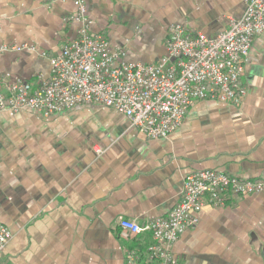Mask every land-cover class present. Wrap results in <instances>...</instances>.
I'll use <instances>...</instances> for the list:
<instances>
[{
    "label": "crops",
    "instance_id": "crops-1",
    "mask_svg": "<svg viewBox=\"0 0 264 264\" xmlns=\"http://www.w3.org/2000/svg\"><path fill=\"white\" fill-rule=\"evenodd\" d=\"M248 0H85L92 34L125 50V62L154 64L172 25L215 36ZM71 1L0 0V86L35 85L47 57L75 39ZM239 106L206 100L190 107L167 138H143L102 106L45 117L0 113V224L11 232L0 264H125L150 236L123 233L119 218L144 225L179 203L186 175L213 170L264 182V34L254 38ZM72 120L73 123H68ZM173 245L181 264H264V190L205 205Z\"/></svg>",
    "mask_w": 264,
    "mask_h": 264
},
{
    "label": "built area",
    "instance_id": "built-area-1",
    "mask_svg": "<svg viewBox=\"0 0 264 264\" xmlns=\"http://www.w3.org/2000/svg\"><path fill=\"white\" fill-rule=\"evenodd\" d=\"M71 1L68 21L79 24L75 39L47 59L50 75L35 85L14 82L0 86V113L32 111L49 117L78 106H102L123 115L145 139L167 138L195 103L217 100L239 106L246 91L241 83L244 64L255 37L264 34V0H248L244 12L215 36L191 34L180 25L167 30L165 55L154 64L125 62V50L92 34L85 0ZM0 45V52L18 51ZM264 182L229 177L213 170L186 175L181 198L167 218L144 225L119 218L126 235L148 234L151 243L125 253V264H181L173 254L180 234L197 225L205 205L224 207L228 200L258 194ZM126 233V234H125ZM11 232L0 224V257Z\"/></svg>",
    "mask_w": 264,
    "mask_h": 264
},
{
    "label": "rangeland",
    "instance_id": "rangeland-1",
    "mask_svg": "<svg viewBox=\"0 0 264 264\" xmlns=\"http://www.w3.org/2000/svg\"><path fill=\"white\" fill-rule=\"evenodd\" d=\"M68 123H73L72 120H68Z\"/></svg>",
    "mask_w": 264,
    "mask_h": 264
}]
</instances>
